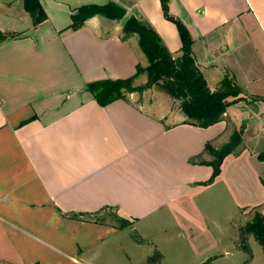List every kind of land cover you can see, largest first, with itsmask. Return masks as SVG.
Masks as SVG:
<instances>
[{"label":"crops","instance_id":"1","mask_svg":"<svg viewBox=\"0 0 264 264\" xmlns=\"http://www.w3.org/2000/svg\"><path fill=\"white\" fill-rule=\"evenodd\" d=\"M40 1L47 19L34 26L23 0H0V264H88L94 248L124 229L82 218L89 213L111 210L132 228L168 217L197 255L219 244L204 210L212 196L247 222L256 209L264 214L260 149L244 139L211 184L202 183L213 167L194 162L211 160L208 142L229 140V108L203 128L168 122L167 112L130 99L101 106L85 88L148 65L139 37L122 38L128 17L147 21L180 54L178 28L161 0ZM108 2L124 7L126 17L97 15L68 28L74 9ZM169 7L187 25L203 73L220 75L214 86L205 75L210 88L233 77L241 101L259 115L264 101L257 110L249 102L264 97V0H170Z\"/></svg>","mask_w":264,"mask_h":264},{"label":"trees","instance_id":"2","mask_svg":"<svg viewBox=\"0 0 264 264\" xmlns=\"http://www.w3.org/2000/svg\"><path fill=\"white\" fill-rule=\"evenodd\" d=\"M25 10L30 13L34 26L39 25L47 19V13L40 0H23ZM170 0H161L164 16L174 22L178 28L182 46L180 54L175 55L164 45L157 31L144 19L131 16L125 19L123 25V39L132 35L139 37L140 47L147 56L148 65H138L135 74L126 78H106L88 82L86 90L101 105L107 106L112 102L129 99V94L144 91L153 86H158L162 91L179 102V108L185 116L184 122L207 128L223 120L225 113L231 104L244 100L243 89L229 75H225L219 87L212 90L208 84L205 74L197 64L193 55L194 39L185 22L170 13ZM118 20L126 17V9L115 2L106 4H84L72 11L71 24L68 28L78 30L85 22L94 16ZM5 35L0 34V38ZM148 75V82L145 85H136L135 80L141 74ZM231 98H234L231 100ZM254 101H264V97H251ZM244 129L235 130L229 141L221 147H215L208 142L205 151L209 153L211 160L198 159V163L208 164L213 167L211 178L202 184H211L221 172V166L229 154H239L237 149L243 141ZM258 159L264 161V151L258 154ZM85 215V214H83ZM78 215L72 216L77 218ZM89 220L104 223L99 213L87 214ZM120 223L119 228L132 226V222L120 218L115 214ZM240 248L250 253L251 248L248 242L250 237L255 238L264 251V214L255 210L252 218L241 228ZM138 243L146 241L133 234ZM163 255L156 250L147 259V264H162ZM38 264V263H35ZM202 264H211L210 259Z\"/></svg>","mask_w":264,"mask_h":264},{"label":"rangeland","instance_id":"3","mask_svg":"<svg viewBox=\"0 0 264 264\" xmlns=\"http://www.w3.org/2000/svg\"><path fill=\"white\" fill-rule=\"evenodd\" d=\"M145 59L148 63L147 56ZM205 75L212 86L220 76L210 73H205ZM147 82L146 73L141 74L135 80L138 86L145 85ZM129 99L154 114L167 112L168 122L185 119L179 108V102L158 86L131 93ZM249 103L253 104L254 110L258 109L256 101L251 99ZM229 113L235 121V126L230 127L231 132L244 129L243 141L237 149L244 146L245 139L250 147L260 149V152L264 151V106H259V115H257L240 100L230 105ZM225 143H218V146L221 147ZM204 210L208 223L219 241V244L205 255L194 254L186 235L181 233L172 219L163 216L156 219L154 223L149 220L151 222L136 223L133 228L122 229L118 236L109 238L94 248L85 260L88 264H147L148 257L159 250L163 255L162 264H202L208 259L211 264H264V251L255 238L248 239L251 255L240 248V230L247 223L248 216L244 217L241 212H236L228 202L216 200L215 196H212L209 207L207 204L204 205ZM100 216L104 218L103 221L120 225L115 213L111 210ZM133 234L142 237L146 242L138 243L133 238Z\"/></svg>","mask_w":264,"mask_h":264}]
</instances>
